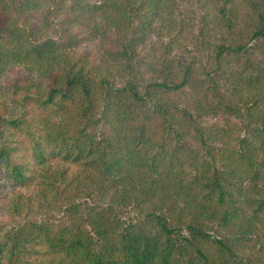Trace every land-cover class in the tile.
<instances>
[{
    "label": "trees",
    "instance_id": "trees-1",
    "mask_svg": "<svg viewBox=\"0 0 264 264\" xmlns=\"http://www.w3.org/2000/svg\"><path fill=\"white\" fill-rule=\"evenodd\" d=\"M183 1L71 0L83 18L133 27L110 52L123 61L120 84L70 58L63 40H32L22 25L0 42V70L36 69L50 78L44 104L74 106L76 124H58L47 140L81 168L67 182L71 196L92 184L97 194L66 198L56 221L7 228L0 264H264V0H194L205 54L196 46L164 64L149 60L144 80L137 47L157 22L173 30ZM219 114L215 130L198 123ZM10 176L23 182L18 164Z\"/></svg>",
    "mask_w": 264,
    "mask_h": 264
},
{
    "label": "rangeland",
    "instance_id": "rangeland-1",
    "mask_svg": "<svg viewBox=\"0 0 264 264\" xmlns=\"http://www.w3.org/2000/svg\"><path fill=\"white\" fill-rule=\"evenodd\" d=\"M23 1L0 0V42L8 43L19 24L26 28L32 40L43 37L63 40L70 58L85 68H91L94 76H108L117 84L122 82L123 61L115 64L110 52L121 47V41L134 33L133 27L125 25L119 30L99 14L90 20L83 18L73 10L71 0H36L37 3L29 7L23 6ZM196 6L194 0L176 3V8L181 9L184 16H178L173 30L169 31L168 23L164 21L157 22L144 33L134 64L137 75L144 80L150 78L152 72L146 63L149 60L164 64L175 53L187 55L195 52L196 46L199 48L196 54H205L198 42L202 39L198 31V12L202 10L197 8L196 11ZM181 16L184 17L183 25ZM189 20L190 23H186ZM175 33L176 39L170 41V36ZM60 72L57 70L56 74ZM48 79L47 75L43 76L21 62H11L0 70V234L26 221L58 220L66 198L80 201L97 198L93 184L83 189L85 197L83 192L71 196L66 188L68 180L81 168L61 160L57 149L47 140V134L56 130L58 124L72 128L76 124V110L69 104L59 109L42 102ZM177 98L171 94L172 100ZM13 118L19 121V126L8 123ZM224 122L220 114L198 119L201 126L213 130ZM103 128L111 130L106 125ZM231 134L234 135L233 129ZM228 140L233 141V138L228 137ZM194 144L200 146L198 142ZM39 150L46 156L42 164L34 157V152ZM13 164H18L24 174L22 183L10 176Z\"/></svg>",
    "mask_w": 264,
    "mask_h": 264
}]
</instances>
